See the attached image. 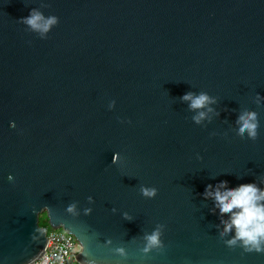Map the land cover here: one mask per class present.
Returning a JSON list of instances; mask_svg holds the SVG:
<instances>
[{"label": "water", "instance_id": "95a60500", "mask_svg": "<svg viewBox=\"0 0 264 264\" xmlns=\"http://www.w3.org/2000/svg\"><path fill=\"white\" fill-rule=\"evenodd\" d=\"M220 181L264 189V0H0V264L46 253L44 214L80 264H264L221 235Z\"/></svg>", "mask_w": 264, "mask_h": 264}, {"label": "clouds", "instance_id": "9594fccd", "mask_svg": "<svg viewBox=\"0 0 264 264\" xmlns=\"http://www.w3.org/2000/svg\"><path fill=\"white\" fill-rule=\"evenodd\" d=\"M20 22L26 24L32 31L38 32L41 38H46V34L59 22V18L56 16L45 18L41 12L33 9L27 17H22ZM182 99L189 101V107L193 110L207 108V112L213 111L208 105L214 103V100L207 93L195 95L189 92ZM114 103L113 101L109 107H114ZM207 112L199 111L193 119L196 123H200ZM258 126L255 112L245 111L238 116L237 133L239 135L243 136L247 132L249 138L254 139ZM226 185L227 181H220L216 186L208 185L205 190V196L213 198L215 207L220 213L230 214L227 220L221 221L224 224L221 235L234 230V236L226 241L228 245L240 242L246 251H264V189L255 182L240 184L236 187H226ZM142 192L152 197L156 190L143 188ZM74 207V205L70 206L69 211L74 210ZM146 240L145 251L160 246L159 230L147 235Z\"/></svg>", "mask_w": 264, "mask_h": 264}, {"label": "built area", "instance_id": "2783aa9c", "mask_svg": "<svg viewBox=\"0 0 264 264\" xmlns=\"http://www.w3.org/2000/svg\"><path fill=\"white\" fill-rule=\"evenodd\" d=\"M48 240L46 253L34 264H80L75 257L80 254L81 246L73 235L53 230L48 233Z\"/></svg>", "mask_w": 264, "mask_h": 264}, {"label": "trees", "instance_id": "16d2710c", "mask_svg": "<svg viewBox=\"0 0 264 264\" xmlns=\"http://www.w3.org/2000/svg\"><path fill=\"white\" fill-rule=\"evenodd\" d=\"M40 226L43 227V228H47L49 232L53 231L52 229H50L48 218H47L46 214L41 216V218H40Z\"/></svg>", "mask_w": 264, "mask_h": 264}]
</instances>
